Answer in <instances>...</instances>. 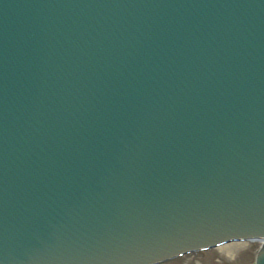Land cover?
<instances>
[{"label":"water","instance_id":"water-1","mask_svg":"<svg viewBox=\"0 0 264 264\" xmlns=\"http://www.w3.org/2000/svg\"><path fill=\"white\" fill-rule=\"evenodd\" d=\"M257 239L264 0H0V264Z\"/></svg>","mask_w":264,"mask_h":264},{"label":"rangeland","instance_id":"rangeland-1","mask_svg":"<svg viewBox=\"0 0 264 264\" xmlns=\"http://www.w3.org/2000/svg\"><path fill=\"white\" fill-rule=\"evenodd\" d=\"M257 244L228 245L175 259L166 264H252Z\"/></svg>","mask_w":264,"mask_h":264}]
</instances>
